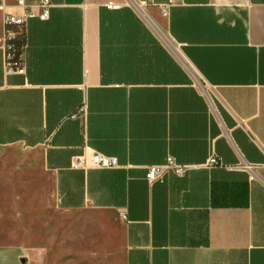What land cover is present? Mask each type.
Returning <instances> with one entry per match:
<instances>
[{
  "label": "crops",
  "instance_id": "1",
  "mask_svg": "<svg viewBox=\"0 0 264 264\" xmlns=\"http://www.w3.org/2000/svg\"><path fill=\"white\" fill-rule=\"evenodd\" d=\"M26 1L9 74L4 18L23 11L0 0V147L39 156L58 210L103 214L124 264H264V0H49L46 21ZM91 152L119 166H73ZM168 157L192 168L148 181ZM0 264L31 262L0 245Z\"/></svg>",
  "mask_w": 264,
  "mask_h": 264
},
{
  "label": "rangeland",
  "instance_id": "2",
  "mask_svg": "<svg viewBox=\"0 0 264 264\" xmlns=\"http://www.w3.org/2000/svg\"><path fill=\"white\" fill-rule=\"evenodd\" d=\"M102 221L95 210H58L39 156L0 147V245L20 246L31 264H124L118 232Z\"/></svg>",
  "mask_w": 264,
  "mask_h": 264
},
{
  "label": "built area",
  "instance_id": "3",
  "mask_svg": "<svg viewBox=\"0 0 264 264\" xmlns=\"http://www.w3.org/2000/svg\"><path fill=\"white\" fill-rule=\"evenodd\" d=\"M16 5L18 8H20L23 11V15L21 17H13L10 14H6L4 18V34L2 37V47L5 50V61H6V67H7V72L9 74L12 73H18V74H23L25 72L24 65L23 63L18 66V67H13L9 62H8V50L11 49V45L8 43L9 40L14 38L16 36V31L13 29L7 28L9 25H14V26H20L26 28V23L28 19L35 17L31 12H30V6L28 5L26 0H15ZM150 2V0L147 1H135L131 0L130 3L132 6H134L136 9H138V12L140 14H143V8ZM172 2H169L168 4L160 6L161 12L163 16H168L169 12V7L171 6ZM52 4L49 0H39L38 2V8L40 10L39 15L37 16L39 20L41 21H46L50 17V8ZM108 7L110 8H116L119 5L114 4L113 2H109L107 4ZM145 16V15H144ZM175 52L179 57L180 62L190 71L194 73V69L192 66L184 59L182 54L178 51L177 48H175ZM197 83L200 85V89L202 91H206V85L201 82V80H196ZM87 114V109L86 106L80 107L74 114L71 115L72 119H79L83 118L85 119ZM73 166L76 168H83V169H88V168H97V169H111V168H116L119 166L118 160L115 157H109L106 155H103L98 152H91L90 154L85 153L82 156L75 157L72 162ZM207 166L209 167H215V166H224L222 165L218 158L216 157H211L207 163ZM227 169H230L232 167L230 166H225ZM192 168V166H187V165H182L177 163L172 157H168L165 161L164 164L161 166H152L148 169V172L146 174V179L148 181H155L158 179L160 176H162L163 173L165 172H171L177 177H184L185 174ZM245 168L250 171L252 168L249 165H245Z\"/></svg>",
  "mask_w": 264,
  "mask_h": 264
},
{
  "label": "trees",
  "instance_id": "4",
  "mask_svg": "<svg viewBox=\"0 0 264 264\" xmlns=\"http://www.w3.org/2000/svg\"><path fill=\"white\" fill-rule=\"evenodd\" d=\"M7 28L16 31V36L8 41L11 45V49L8 50V62L13 67H18L23 63L22 54L26 41V28L14 25H9Z\"/></svg>",
  "mask_w": 264,
  "mask_h": 264
}]
</instances>
